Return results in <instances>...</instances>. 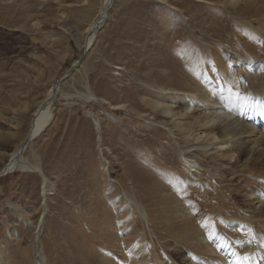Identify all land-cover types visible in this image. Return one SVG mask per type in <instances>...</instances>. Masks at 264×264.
Segmentation results:
<instances>
[{
  "label": "rangeland",
  "instance_id": "1",
  "mask_svg": "<svg viewBox=\"0 0 264 264\" xmlns=\"http://www.w3.org/2000/svg\"><path fill=\"white\" fill-rule=\"evenodd\" d=\"M233 3L114 0L85 52L101 0H0V170L48 89L83 57L24 152L31 167L0 177V264H189L205 260L200 238L217 254H259L264 205L248 198L264 202V140L247 153L246 138L221 136L218 123L209 140L196 127L201 112L228 105L214 81L241 96L246 80L240 118L261 119L264 11ZM235 56L247 64L233 68ZM167 103L176 115L161 112ZM185 224L198 236L178 241Z\"/></svg>",
  "mask_w": 264,
  "mask_h": 264
},
{
  "label": "bare ground",
  "instance_id": "2",
  "mask_svg": "<svg viewBox=\"0 0 264 264\" xmlns=\"http://www.w3.org/2000/svg\"><path fill=\"white\" fill-rule=\"evenodd\" d=\"M238 1L239 0H234L233 4L237 5ZM259 1H261L262 4L259 5L258 4ZM244 2H245L244 5H242L241 9H240V11H242V12L243 11L245 12L247 10L248 12H253L254 14H256V13L259 14V12L264 11V0H244ZM113 3H114V0H101V4H100V7H99L96 15L90 21L89 25L86 28V36H85V40L83 43V46L85 47L84 50H86V52H87V50H89V48H91V46H93V44L96 40L97 34L99 33L100 29H102V27L104 26V23L108 17V14L112 8ZM256 3L258 4V6L255 5ZM244 61L241 58L239 59L237 56H235L234 59L231 60V62H229V63L231 66H233V68H239V67H242L243 63H245ZM81 62H82V60H81ZM81 62H79V65L81 64ZM245 64H247V61ZM64 79H66V77ZM63 80L61 81V84H57V81H56L48 89L45 98L40 101L39 106L37 107V109L34 112V117L31 120V126H30L26 136L22 140L21 144H19L13 150V152L10 154V156L8 157L7 162L4 164L3 168L0 170V174H2L0 177H2L3 175H6L4 173L5 171H7V174H8V173H11V172L18 170V169H28L31 167L29 162L24 157V152L31 145V142L33 141V139L40 136L50 126L51 122H53L54 116H55V114H54L55 102L57 100H59V98L63 95V93H62ZM234 80H235V78H234ZM211 84L213 85L215 90L219 91L220 93H222L224 95L226 94L225 99L226 98L228 99L227 100L228 105L225 106V104L222 103L224 106H221V102H217L216 106H214V111H213V109H211L212 107L211 108L208 107L209 110L211 109V111L210 112H201L203 119L201 120V122H198V125L196 127L201 128L202 130L203 129L208 130L211 126L216 125V123H218L220 125L219 129L221 130V132H220L221 136L227 137V136H230V134H232V135H237L235 140L240 139L241 136L246 138V141H244V142L242 141V143H240L241 144V150H243V152L249 153V151H254V152L260 151L262 148V142L264 140V112H263L264 111V99L258 100V108H259V110H261V115H260L261 119L259 121H257V124L259 126L254 125L255 120L254 121H251L248 119L241 120V118H240V115L244 113L245 107L247 104L245 101V91H246V85H247L246 80L242 79L238 83V85L240 84L238 89L240 88V91L242 92L241 96H239L238 94L233 95L232 94L233 90L230 88V86H228L229 84L226 85L227 83L224 84L221 81H214V82H210V85ZM233 84L237 85L236 82H233ZM219 98H221V97H219ZM222 98H224V97H222ZM209 102H210V99H209ZM209 104H211V103H209ZM170 105L168 104L167 106L162 107L161 112L163 114H169L170 113L171 115H176V113H178V112L173 111V109L170 107ZM157 106H159V105H157ZM230 106H231V108H229ZM203 108H204V106H203ZM208 108H206V109H208ZM225 110H228V111H225ZM245 113H244V115H245ZM244 117H246V116H244ZM216 121H218V122H216ZM211 133H212L211 130H208V132L206 133V138L208 140L210 137H212ZM213 135H215V133ZM232 138H234V136L229 137V139H232ZM229 139L228 140L227 139H223V140L221 139V140H219L220 143L218 141H217V143L222 144V146H225V145H228L227 142L229 141ZM209 143H211V142H209ZM215 144H216V142H215ZM204 145H206V144H204ZM249 147L251 150H249ZM24 149H25V151H23ZM217 149L219 150V148H217ZM224 150L225 149H223V152L226 153V155H223L224 153L221 152L223 156L233 157V150L230 149V147H228V149H226L225 151ZM221 151H222V149H221ZM215 152H216V150H215ZM227 154H230V155H227ZM47 183L48 182L45 179V181L43 183L44 184L43 185V201L44 202L46 201L47 193L49 192V187H48ZM248 200H249L248 203L251 204L252 207H255L256 205H264V202H263V200H261V197L256 196V195H255V197H253V195H252V197L248 198ZM190 206H192V205H190ZM191 208L190 209L193 210V213L198 209V207L196 208L195 206L194 207L192 206ZM180 215L181 214H179V216ZM201 216H203V215H201ZM42 217H43V215L41 216V219H42ZM198 221H200V220L198 219ZM233 222H234L235 226L240 225L239 224L240 221L238 222V221L233 220ZM188 224H185V226H182V229L179 232H177L176 239L178 241H183L188 234H189L188 238L191 236V239L193 238V235H195V238L198 236V235H196V226H191V224L190 225H188ZM200 224H203L204 226L203 225L202 226L205 227V225L207 223L205 222V224H204V220H203V223H200ZM208 228H206V229H208ZM210 230H207V231H210ZM210 232H207V233L210 234ZM196 242L200 246L201 250L205 251L204 252L205 253L204 254L205 260H203V262H200L199 259H197L195 257H192V256L186 257L185 259H187L189 261V264H236V255H234V254H238L241 256H243V255L250 256L251 257V264H264V246H262V245H264L263 240L260 241L262 249L259 251L258 255H255L254 252L251 254V253H249V251H245V253L242 254L239 249H235L233 246L228 247L226 244H225L226 246L224 247V250H223L224 254H222V253L217 254L216 249H214L216 252L215 251L212 252L213 247H210V245L207 244V242L201 240V238L199 240H196ZM220 247H221V245H220ZM214 255H215V257H214ZM257 256H259V257L257 258Z\"/></svg>",
  "mask_w": 264,
  "mask_h": 264
},
{
  "label": "water",
  "instance_id": "3",
  "mask_svg": "<svg viewBox=\"0 0 264 264\" xmlns=\"http://www.w3.org/2000/svg\"><path fill=\"white\" fill-rule=\"evenodd\" d=\"M84 51L86 52V50H84ZM81 60H83V57L80 58V59H78L77 61H74V62L70 65V67L64 71L63 75H62V76L59 78V80L57 81V84H61V81H62L65 77L69 76V74H70L71 72H73L75 69H77V67L79 66V62H81ZM23 151H25V149H24ZM4 173L7 174V171H5ZM1 175H2V174H0V176H1Z\"/></svg>",
  "mask_w": 264,
  "mask_h": 264
},
{
  "label": "snow or ice",
  "instance_id": "4",
  "mask_svg": "<svg viewBox=\"0 0 264 264\" xmlns=\"http://www.w3.org/2000/svg\"><path fill=\"white\" fill-rule=\"evenodd\" d=\"M253 238H255V233L252 234ZM248 243H251L252 240H248ZM243 246V245H241ZM264 246V245H262ZM236 255V264H251V257L248 255H238V254H234Z\"/></svg>",
  "mask_w": 264,
  "mask_h": 264
}]
</instances>
